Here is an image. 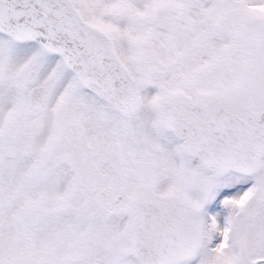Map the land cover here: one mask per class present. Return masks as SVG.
Listing matches in <instances>:
<instances>
[{
    "label": "snow or ice",
    "instance_id": "6c2138e0",
    "mask_svg": "<svg viewBox=\"0 0 264 264\" xmlns=\"http://www.w3.org/2000/svg\"><path fill=\"white\" fill-rule=\"evenodd\" d=\"M0 264H264V0H0Z\"/></svg>",
    "mask_w": 264,
    "mask_h": 264
}]
</instances>
